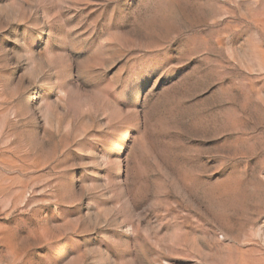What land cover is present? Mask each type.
<instances>
[{"label": "rangeland", "instance_id": "1", "mask_svg": "<svg viewBox=\"0 0 264 264\" xmlns=\"http://www.w3.org/2000/svg\"><path fill=\"white\" fill-rule=\"evenodd\" d=\"M0 264H264V0H0Z\"/></svg>", "mask_w": 264, "mask_h": 264}]
</instances>
